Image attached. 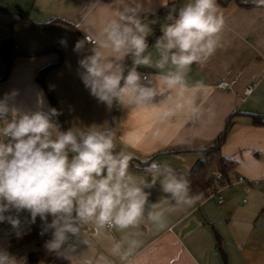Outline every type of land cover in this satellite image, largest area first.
<instances>
[{
    "label": "clouds",
    "instance_id": "obj_1",
    "mask_svg": "<svg viewBox=\"0 0 264 264\" xmlns=\"http://www.w3.org/2000/svg\"><path fill=\"white\" fill-rule=\"evenodd\" d=\"M241 3L264 7V0ZM162 4L167 6L168 0ZM148 14L154 10L144 0H126L99 32L83 31L84 38L73 49L90 53L78 61L81 80L109 109L118 105L129 115L163 110L165 119L177 113L199 117L198 96L208 86L200 80L189 83L188 73L222 46L225 18L217 0H186L178 9L173 7L153 45L155 60L146 54L150 23H156L149 22ZM141 67L154 72L143 74ZM17 95L13 90L0 99V223L10 224L18 237L20 214L26 211L25 223L35 224L39 217L41 234L51 232L45 248L57 258L69 264H129L141 246V229L166 228L170 213L195 203L187 175L167 163L144 161L150 179L130 172L129 149H137L149 133L158 139L156 122L119 136L118 149L113 129L62 131L53 119L60 115L57 109L45 111L38 97L35 111L23 110L15 104ZM157 185L163 195L151 202ZM101 240L107 241L105 251L96 252L94 242ZM0 264L25 260L0 248Z\"/></svg>",
    "mask_w": 264,
    "mask_h": 264
},
{
    "label": "crops",
    "instance_id": "obj_2",
    "mask_svg": "<svg viewBox=\"0 0 264 264\" xmlns=\"http://www.w3.org/2000/svg\"><path fill=\"white\" fill-rule=\"evenodd\" d=\"M126 0H0V39L11 35L17 51L10 65L0 56V99L17 90L15 104L23 110H36L42 97L44 110L48 98L36 80L38 70L54 65L45 73L44 83L51 90L65 127L110 128L119 136L150 122H156L159 138L148 134L133 151V157L167 163L188 172L204 157L202 148L211 144L225 129L220 146L222 156L235 161L229 175V186L220 190L223 202L210 195L195 199L192 207L168 215V226L161 230L141 229V246L129 258V264H264V191L259 186L236 182L239 175L248 178L264 177V7L244 5L241 0H217L225 18L222 46L204 65L193 64L188 73L189 83L203 81L208 90L198 96L199 117L177 113L165 119L162 111H138L128 114L114 105L109 109L98 102L85 88L78 61L87 52L76 53L77 40L89 29L99 32L103 22L114 15ZM186 0H144L154 14H148L152 29L146 54L158 55L153 45L162 33L160 27L166 16ZM26 17L23 20L21 17ZM87 17V21L83 18ZM66 40V44L61 41ZM125 63L130 66L131 60ZM143 74L154 69L141 67ZM219 83L225 86L220 88ZM252 85L248 93L245 89ZM261 120V121H260ZM216 170L210 167L209 172ZM139 179L150 174L130 166ZM221 186L219 184L217 187ZM163 195L159 185L152 190L151 202ZM27 213L20 216L18 237L10 224L0 227V248L6 249L25 264H57L69 261L57 258L45 248L37 231L43 229L40 220L37 230L27 229ZM51 217H49V222ZM194 225L184 230L190 222ZM5 223V222H4ZM3 224V223H2ZM33 225V224H32ZM51 238V232H47ZM117 237L119 233H114ZM96 252H104L106 240L94 242ZM76 264V262H74ZM119 264V262H117Z\"/></svg>",
    "mask_w": 264,
    "mask_h": 264
},
{
    "label": "trees",
    "instance_id": "obj_3",
    "mask_svg": "<svg viewBox=\"0 0 264 264\" xmlns=\"http://www.w3.org/2000/svg\"><path fill=\"white\" fill-rule=\"evenodd\" d=\"M23 20L26 17H21ZM157 34L155 33L150 39L148 43L155 39ZM17 51L15 49V45L13 42V38L11 35L2 37L0 39V56L6 61L7 66L10 65L11 57L16 54ZM54 65H49L38 70L36 74V80L42 86L48 101L50 103L51 108H55L59 111L57 102L51 92V90L44 83L45 73L50 70ZM55 122H57L62 131H66L65 124L61 117V114L58 117L53 118ZM261 121V120H260ZM111 128V127H110ZM225 129L218 135V137L209 145L202 148L204 153V157L199 160L188 172H182L187 175L188 180L190 181L191 195L198 198L200 196H205L211 189L217 187L221 184L222 180H216L212 174L208 171L210 167H216V170L220 171L222 174V179L229 181V175L235 165V161L232 159L226 158L220 153V146L225 137ZM152 157H148L144 160L137 159L133 157V160L130 162V166L137 170L144 171L146 165L143 163L144 161H151ZM179 171V170H178ZM181 172V171H180Z\"/></svg>",
    "mask_w": 264,
    "mask_h": 264
},
{
    "label": "built area",
    "instance_id": "obj_4",
    "mask_svg": "<svg viewBox=\"0 0 264 264\" xmlns=\"http://www.w3.org/2000/svg\"><path fill=\"white\" fill-rule=\"evenodd\" d=\"M220 88H223L225 86L224 83H219L218 85ZM252 90V85H248L245 89V92H250ZM211 174L214 176L216 180H222L221 181V186L215 187L209 191L210 195L216 196L218 203L223 202V197L220 195V190L224 187L229 186V181L223 180L222 179V174L218 170H214L211 172ZM236 182L244 184V185H254V186H259L262 188L264 191V177H257V178H248L244 177L242 175L237 176ZM43 229H40L37 231L38 236H40L44 242L50 239V236L47 233H44L43 235L41 234ZM50 264H57V260L55 257H50L49 259Z\"/></svg>",
    "mask_w": 264,
    "mask_h": 264
},
{
    "label": "rangeland",
    "instance_id": "obj_5",
    "mask_svg": "<svg viewBox=\"0 0 264 264\" xmlns=\"http://www.w3.org/2000/svg\"><path fill=\"white\" fill-rule=\"evenodd\" d=\"M46 85V84H45ZM66 130H68L67 128H66ZM25 213H27L26 211H25ZM22 215V213L20 214V216ZM27 215H28V218H29V214L27 213ZM40 220H36V223L35 224H30V225H27V229H29V230H37L36 228H37V226H38V222H39ZM7 224V222H5V223H0V227L1 226H4V225H6Z\"/></svg>",
    "mask_w": 264,
    "mask_h": 264
},
{
    "label": "water",
    "instance_id": "obj_6",
    "mask_svg": "<svg viewBox=\"0 0 264 264\" xmlns=\"http://www.w3.org/2000/svg\"><path fill=\"white\" fill-rule=\"evenodd\" d=\"M193 225H194V223L191 221V222L189 223V225H188L184 230H187V229L191 228Z\"/></svg>",
    "mask_w": 264,
    "mask_h": 264
}]
</instances>
